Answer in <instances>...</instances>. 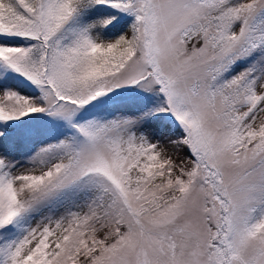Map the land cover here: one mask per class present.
<instances>
[{
  "label": "snow or ice",
  "instance_id": "6c2138e0",
  "mask_svg": "<svg viewBox=\"0 0 264 264\" xmlns=\"http://www.w3.org/2000/svg\"><path fill=\"white\" fill-rule=\"evenodd\" d=\"M0 264H264V0H0Z\"/></svg>",
  "mask_w": 264,
  "mask_h": 264
}]
</instances>
